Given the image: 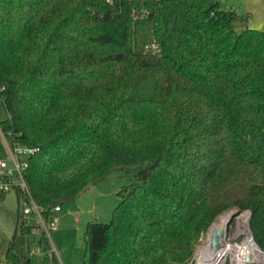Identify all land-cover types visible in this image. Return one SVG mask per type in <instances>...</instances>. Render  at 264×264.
I'll list each match as a JSON object with an SVG mask.
<instances>
[{"label": "trees", "instance_id": "16d2710c", "mask_svg": "<svg viewBox=\"0 0 264 264\" xmlns=\"http://www.w3.org/2000/svg\"><path fill=\"white\" fill-rule=\"evenodd\" d=\"M235 20L222 0H0L1 130L38 147L34 200L133 177L87 222L88 264H180L234 207L264 250V30ZM29 233L18 212L7 264H34Z\"/></svg>", "mask_w": 264, "mask_h": 264}, {"label": "rangeland", "instance_id": "374dc122", "mask_svg": "<svg viewBox=\"0 0 264 264\" xmlns=\"http://www.w3.org/2000/svg\"><path fill=\"white\" fill-rule=\"evenodd\" d=\"M228 9L236 14L235 25L238 31L249 27L264 30V0H222ZM248 15V16H247ZM5 106L0 102V146L1 155L8 156L12 142L5 139L1 133V122L6 118ZM133 181L131 175L114 170L104 178L89 185L78 197L61 204L62 214L58 215L57 228L52 230L48 240L40 241L39 234H29L28 244L36 249L31 256L34 264H88L89 253L87 249L85 229L90 220L106 222L118 208L121 198L118 191ZM231 208L221 215L232 213L227 228L223 233V241H240L246 235L249 227L251 212ZM22 211L15 190L8 191L0 196V257L7 258V249L11 233L16 227L18 212ZM214 222V221H213ZM213 224V223H212ZM203 233L196 244L192 256L180 264H206L201 251L207 244L209 230ZM48 244V246H46ZM50 246V248H49ZM210 253L209 259L212 258ZM202 260V261H201ZM220 264H228L225 257Z\"/></svg>", "mask_w": 264, "mask_h": 264}, {"label": "built area", "instance_id": "2783aa9c", "mask_svg": "<svg viewBox=\"0 0 264 264\" xmlns=\"http://www.w3.org/2000/svg\"><path fill=\"white\" fill-rule=\"evenodd\" d=\"M37 151L38 147L12 142L9 155L0 157V193L19 189L22 192L20 213L25 222L30 225L29 234H39L40 240L42 238L48 240L51 231L57 228L61 205H55L47 214L46 208L31 196L27 182V169L29 158ZM28 246V255L32 256L36 253V249ZM222 247L225 248L222 258L225 257L228 264H264V250L254 239L250 227L242 240L226 243L223 241Z\"/></svg>", "mask_w": 264, "mask_h": 264}, {"label": "bare ground", "instance_id": "6f19581e", "mask_svg": "<svg viewBox=\"0 0 264 264\" xmlns=\"http://www.w3.org/2000/svg\"><path fill=\"white\" fill-rule=\"evenodd\" d=\"M232 213H227L218 216L213 222L207 237V244L201 251V256L203 259H207L206 264H220L225 248H223L222 239L223 233L228 225L229 217ZM210 253H212V258L209 259ZM202 261V260H201Z\"/></svg>", "mask_w": 264, "mask_h": 264}, {"label": "crops", "instance_id": "0c3cea01", "mask_svg": "<svg viewBox=\"0 0 264 264\" xmlns=\"http://www.w3.org/2000/svg\"><path fill=\"white\" fill-rule=\"evenodd\" d=\"M248 16V15H247ZM6 112H7V110H6ZM7 117V116H6ZM1 133H2V135H3V137L5 138V139H8L6 136H5V134L3 133V131H1ZM0 152H1V146H0ZM7 193V192H6ZM5 193V194H6ZM12 234L13 233H11V236H12ZM11 236H10V239H11ZM10 239H9V242H10ZM29 245V244H28ZM0 264H7V259H3L2 257H0Z\"/></svg>", "mask_w": 264, "mask_h": 264}, {"label": "water", "instance_id": "95a60500", "mask_svg": "<svg viewBox=\"0 0 264 264\" xmlns=\"http://www.w3.org/2000/svg\"><path fill=\"white\" fill-rule=\"evenodd\" d=\"M238 211H241V210H238ZM62 214V211L58 212V215H61Z\"/></svg>", "mask_w": 264, "mask_h": 264}]
</instances>
